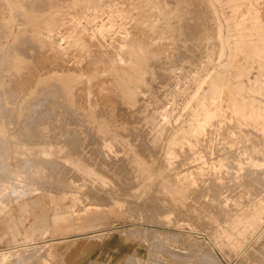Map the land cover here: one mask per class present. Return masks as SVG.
<instances>
[{"label":"rangeland","instance_id":"rangeland-1","mask_svg":"<svg viewBox=\"0 0 264 264\" xmlns=\"http://www.w3.org/2000/svg\"><path fill=\"white\" fill-rule=\"evenodd\" d=\"M30 1L26 4L24 0L0 1V11H3L0 12V26H3V29L0 27V72L11 70L6 71L5 76V72L0 75V92L3 94L7 89L9 96L5 92L2 96L5 100L1 97L4 100L2 105L7 106L3 111L10 110L8 116V112L5 114L2 111L0 103V123L3 124H0V128L4 129L7 137L11 131L9 135L14 136L13 140L10 137L6 139L10 144L0 143L4 145L3 150L0 146V157H3L0 158V166L4 163V167H0V198L4 197V200L0 199V233L9 235H6L9 239L0 242L12 246L38 244L47 250L45 263L58 258L51 254L56 250L61 264L73 259L77 253L78 259L81 258L78 262L82 264H233L234 256L243 248L258 247L262 230L258 232L256 228L248 226L246 217L264 208V153L261 154L260 165H251L248 148L260 144L264 147V143L260 142L264 134H261L262 139L257 135L264 133V56L258 57L250 52L247 41L253 48L264 52V0H54L55 3L49 0L51 4L47 0H40L43 4L38 0ZM35 1L39 8L31 5ZM187 1L191 4L187 5ZM39 4L44 5L43 8L47 6L43 9ZM30 6L32 8L26 9ZM210 6L214 11L209 13ZM189 7L201 10L195 13L199 20ZM188 14H193L190 15L192 19H185H190V24L182 19L189 17ZM175 20L179 24L183 20V23L178 27ZM191 26L195 30L202 27L201 32L207 31L203 32L205 36L200 30L196 31L200 35H197L198 39L194 37L195 30H192L195 33L192 36ZM177 28L179 30L175 32ZM187 29L190 31L188 34ZM23 33L28 35L23 36ZM26 36H33L29 38L34 41L26 42ZM189 36L192 37L188 39ZM18 40H21L20 44H17ZM192 41L194 43H190V46L193 47L190 48L188 44ZM180 42L182 48L186 46L190 49H178ZM176 49L180 53L188 51L183 55ZM172 52L175 56L179 54V57L175 58ZM8 55L13 58L11 63L10 59L7 60ZM152 59L161 62L157 66H162V69L159 68L162 73L165 71L166 81L162 80L160 69H155L158 68L155 67L157 61ZM177 59L182 60L181 64ZM166 60L167 63L174 61L177 65L172 63L169 66L168 63L165 66ZM152 61L155 63L151 64ZM237 67L241 68L237 71ZM145 69L147 71H143ZM154 70L159 71L161 78ZM149 73L151 76L148 78ZM225 87L229 90L224 92ZM50 88L55 91L52 93ZM209 93L213 96H209ZM43 97L47 98L49 104ZM37 99L42 103L38 105ZM17 102L19 106L24 104L20 106L22 109ZM11 109L18 111L10 113ZM38 110L44 114L41 115ZM13 114L18 115L17 121H14ZM136 114L141 116L137 117ZM27 115L28 120L25 119ZM32 116L36 119L32 118L33 122L30 121ZM19 120H26L27 124L30 121L32 125L38 120L39 123L35 125L46 130L44 135L47 136L44 138L47 141L30 142L36 140L35 135L28 139L23 137L26 139L24 141L15 135L19 134L20 129L17 130L13 122L20 128ZM145 127L149 129V134L148 130L145 132ZM67 128L68 134L75 135L78 140L75 142L78 145L72 150L63 141ZM246 128L254 131V139L260 140V144L253 139L254 144V133ZM140 129L144 130H141L145 132L144 135L138 131ZM1 130L0 134L4 135ZM49 130L57 132L52 131V135ZM135 131L141 134H134ZM206 137L208 142L211 141L208 144ZM142 138L145 141L153 139L145 144L146 148L151 145L146 149L148 153L151 151V156L146 154L145 147H141L145 146ZM194 139H197L196 143L192 141ZM134 141L139 142L136 144L140 146L137 148L142 154L135 150L137 145L134 146ZM200 142L207 144L208 149ZM181 144L183 148L188 146L183 149ZM199 147L205 148L202 151ZM152 148L157 150V154L156 151L152 153ZM23 149L26 150L25 154L19 153ZM37 149H45L40 154L44 155L46 168L38 177L44 187L29 180L27 158H21V154L33 156ZM205 149L207 152L212 150L206 153ZM10 151L17 156H10L13 163L8 159L9 155H14ZM154 154L156 158L159 156L157 165L154 162L156 158L152 157ZM145 155H149V160ZM114 158L117 160L112 164ZM17 160L24 161L25 165ZM21 163L22 166L19 165ZM26 165L28 168L25 169ZM144 169L148 171L144 172ZM1 187H5L2 188L5 191ZM50 192L55 199H62L55 202ZM82 195L83 199L80 197ZM36 196L38 200L34 202ZM75 198L79 203L74 201ZM56 208L62 209L61 218L55 217ZM35 214L45 217V230L48 233H34L33 237L27 239L23 232L18 234V240L15 239L8 231L9 221L13 219L23 229L29 227ZM261 219H264V215Z\"/></svg>","mask_w":264,"mask_h":264},{"label":"bare ground","instance_id":"bare-ground-1","mask_svg":"<svg viewBox=\"0 0 264 264\" xmlns=\"http://www.w3.org/2000/svg\"><path fill=\"white\" fill-rule=\"evenodd\" d=\"M0 1H1V0H0ZM10 1H11V0H9V2H10ZM28 1H30V0H26V1L24 0L25 4H26V2L28 3ZM31 1L33 2L34 0H31ZM31 1H30V2H31ZM39 1H40V0H38V2H39ZM47 1L49 2V0H47ZM55 1H57V0H55ZM172 1H175V0H172ZM176 1H178V0H176ZM208 1L210 2L211 0H208ZM38 2L35 1L34 4H31V3H30V4H31L32 6L34 5V6L37 7L38 5H35V3L38 4ZM43 2H44V1H43ZM53 2H54V0H53ZM206 2H207V1H206ZM206 2H205V7H206V4H207ZM0 3H1V2H0ZM2 3H3V1H2ZM11 3H13V2H11ZM39 3H42V2L40 1ZM49 3H50V2H49ZM51 3H52V2H51ZM51 3H50V4H51ZM54 3H55V2H54ZM65 3H66V1H65ZM176 3H177V2H176ZM178 3H179V2H178ZM183 3H184V2H183ZM183 3H182V4H183ZM211 3H212V2H211ZM225 3H227V2H225ZM3 4H6V3L4 2ZM42 4H43V3H42ZM42 4H41V5L39 4V5L42 7V6H44V5H42ZM45 4H47V3L45 2ZM188 4H191V3L187 1V5H188ZM218 4H219V3H218ZM1 5H2V4H1ZM6 5H7V4H6ZM6 5H5V6H6ZM47 5H48V4H47ZM47 5H46V6H47ZM184 5H185V4H184ZM187 5H186V6H187ZM209 5H210V4H209ZM212 5H213V4H212ZM15 6H16V5H15ZM46 6H45V7H46ZM178 6H179V4H178ZM178 6H177V7H178ZM181 6H182V5H181ZM189 6H190V5H189ZM1 7H2V6H1ZM3 7H4V5H3ZM45 7H44V8H45ZM179 7H180V6H179ZM183 7H184V6H183ZM192 7H193V6H192ZM192 7H191V8L189 7V8L191 9L190 11H192V10L194 9V8L192 9ZM9 8H10V7H9ZM29 8H32V7L30 6V7L26 8V9H29ZM38 8H39V6H38ZM42 8H43V7H42ZM44 8H43V9H44ZM48 8H49V7H48ZM180 8H181V7H180ZM195 8H196V7H195ZM203 8H204V7H203ZM210 8H211V6H210ZM210 8H209V9H210ZM4 9H5V8H4ZM6 9H7V8H6ZM6 9H5V10H6ZM10 9H11V8H10ZM36 9H37V8H36ZM40 9H41V8H40ZM186 9H187V8H186ZM186 9L184 8V10H186ZM207 9H208V8H207ZM211 9H212V8H211ZM211 9L209 10V13H210V11H214L213 9H212V10H211ZM243 9H244V8H243ZM1 10H3V9H1ZM8 10H9V9H8ZM179 10H181V9H179ZM188 10H189V9H188ZM104 11H105V10H104ZM110 11H111V10H110ZM177 11H178V10H177ZM177 11H175V13H176ZM181 11H183V8H182ZM186 11H187V10H186ZM190 11H189V12H190ZM199 11H201V10H199ZM199 11L193 10V13H194L195 17H196V14H195V13H197V12H199ZM0 12H3V11H0ZM5 12H6V11H4V13H5ZM19 12H21V10H20ZM173 12H174V11H173ZM183 12H184V11H183ZM187 12H188V11H187ZM187 12H186V14H187ZM175 13H174L173 15H175ZM181 13H182V12H181ZM181 13H180V14H181ZM190 13H191V12H190ZM206 13H207V11H206ZM213 13H214V12H213ZM9 14H10V13H9ZM38 14H39V13H38ZM184 14H185V13H184ZM184 14H183L182 16H184ZM186 14H185V15H186ZM201 14H202V12H201ZM214 14H215V13H214ZM214 14H213V15H214ZM6 15H7V13H6ZM36 15H37V14H36ZM169 15H170V14H169ZM169 15H168V16H169ZM188 15H189V17H188V16H186V17H182V19L184 18V20H185L186 18H190V15H191V14H188ZM192 15H193V14H192ZM192 15H191V16H192ZM199 15H200V13H199ZM199 15L197 14V16H199ZM202 15H203V14H202ZM205 15L207 16V14H205ZM213 15H212V16H213ZM7 16H8V15H7ZM171 16H172V15H171ZM176 16H177V13H176ZM222 16H223V15H222ZM19 17H20V16H19ZM195 17H194V18H195ZM200 17H201V16H200ZM214 17L216 18L217 16H214ZM238 17H240V16H238ZM169 18H172V19H173V17H169ZM176 18H178V17H176ZM192 18H193V17H192ZM192 18H190V19H192ZM196 18H197V17H196ZM210 18H211V16H210ZM215 18H213V19H214V20H213V21H214L213 23H215V21H216ZM248 18H249V17H248ZM2 19H3V18H2ZM190 19H189V21H190ZM197 19H198V18H197ZM199 19H200V18H199ZM199 19H198V20H199ZM202 19H203V16H202ZM202 19H201V20H202ZM208 19H209V15H208ZM23 20H25V19H23ZM177 20H178V19H177ZM187 20H188V19H187ZM195 20H196V19H194L193 21H195ZM201 20H200V21H201ZM204 20H205V19H204ZM204 20H203V24H204V22H205ZM209 20H210V19H209ZM209 20H207V21H209ZM0 21H1V20H0ZM2 21H3V20H2ZM18 21H19V20H18ZM173 21H174V20H173ZM175 21H176V20H175ZM182 21H183V20H182ZM182 21H181V22H182ZM185 21H186V20H185ZM185 21H184V22H185ZM189 21H186V22H189ZM196 21H197V20H196ZM210 21H212V18H211ZM21 22H22V19H21ZM84 22H85V21H84ZM181 22H180V24L183 23V22H182V23H181ZM191 22H192V20H191ZM197 22H198V21H197ZM6 23H7V22H6ZM18 23H19V22H18ZM171 23H172V21H171ZM174 23H175V22H174ZM177 23H178V21H176V24H177ZM195 23H196V22H195ZM195 23H193V24H195ZM199 23H200V22H199ZM199 23H198V25L200 26V24H202V23H200V24H199ZM217 23H218V22H217ZM100 24H101V23H100ZM180 24H179V23L177 24L178 27L180 26ZM188 24H190V22H189ZM188 24H186V25H188ZM196 24H197V23H196ZM203 24H202V25H203ZM210 24H212V23H210ZM10 25H11V24H10ZM94 25H95V24H94ZM109 25H110V24H109ZM165 25H166V24H165ZM191 25H192V24H191ZM198 25H196V26H198ZM202 25H201V26H202ZM208 25H209V24H208ZM5 26H6V25H5ZM106 26H107V25H106ZM166 26H167V25H166ZM188 26H189V25H188ZM192 26H193V25H192ZM192 26H191V27H192ZM196 26H194V27H196ZM215 26H216V24H215ZM0 27H1V26H0ZM11 27H12V26H11ZM176 27H177V26H176ZM181 27H182V26H181ZM184 27H186V26L184 25ZM184 27H183V29H185ZM207 27H208V26H207ZM1 28L3 29V26H2ZM16 28H17V27H16ZM197 28H199V27H197ZM197 28H196V29H197ZM201 28H202V27H201ZM201 28H200V29H201ZM204 28H205V25H204ZM204 28H203V30H205ZM6 29H7V27H6ZM189 29H191V28H189ZM200 29H198V30H200ZM212 29H213V28H212ZM212 29H211V30H212ZM216 29H218V25H217V28H216ZM4 30H5V29H4ZM4 30H1V31H4ZM177 30H179V28H177L175 32H177ZM181 30H182V29H181ZM187 30H188V29H187ZM192 30H195V28L193 29V27H192L191 31H192ZM198 30H195L194 32L196 33V31H198ZM30 31H31V30H30ZM184 31H185V30H184ZM188 31H189V30H188ZM188 31H187V34L190 33V31H189V32H188ZM201 31H202V30H200V32H201ZM216 31H217V30H216ZM5 32H6V31H5ZM7 32H9L8 29H7ZM17 32H18V31H17ZM182 32H183V31H182ZM203 32H204V31H203ZM203 32H201L202 35H203ZM206 32H207V31H206ZM206 32H204V33H206ZM0 33H1V32H0ZM2 33H3V32H2ZM95 33H96V32H95ZM185 33H186V32H185ZM195 33H194V34H195ZM19 34H21V33H19ZM26 34H27V33H26ZM26 34L23 33L22 35L24 36V35H26ZM29 34H30V33H29ZM175 34H176V33H175ZM179 34H180V31H179ZM187 34H184V33H183V35H186V36H187ZM191 34H192V36L194 35V34H193V31H192ZM198 34H199V33H198ZM198 34L196 33V35H194V37L197 38V35H198ZM2 35H3V34H2ZM22 35H21V36H22ZM27 35H28V34H27ZM30 35H31V34H30ZM32 35H33V34H32ZM176 35H177V34H176ZM189 35H190V34H189ZM85 36L87 37L86 34H85ZM178 36H180V35H178ZM192 36H189V37H187V38L190 39ZM198 36H200V35H198ZM203 36H205V35H203ZM219 36H220V35H219ZM243 36H244V35H243ZM29 37L32 38L33 36H29ZM29 37L26 36V39H25L24 37H23V38L25 39L26 42H27V40H28V41L31 40V42H33L34 40L32 41V39L29 38ZM182 37H183V36H182ZM13 38H14V37H13ZM27 38H29V39H27ZM37 38H38V37H37ZM180 38H181V36H180ZM185 38H186V37H185ZM196 38H195V39H196ZM198 38H199V37H198ZM198 38H197V39H198ZM201 38H202V37H201ZM203 38H204V37H203ZM219 38H220V37H219ZM33 39H34V38H33ZM35 39H36V38H35ZM178 39H179V38H178ZM178 39H177V40H178ZM103 40H104V39H103ZM186 40H187V39H186ZM193 40H194V39H193ZM203 40H204V39H203ZM203 40H202V41H203ZM233 40H234V39H233ZM249 40H250V39H249ZM20 41H21V40H20ZM20 41L18 40V43H17V42H16V43H17V44H20ZM23 41H24V40H23ZM182 41H183L182 43H184V37H183V40H182ZM198 41L200 42V40H198ZM202 41H201V42H202ZM13 42H14V41H13ZM26 42H25V43H26ZM186 42H188V40L185 41V43H186ZM194 42H195V40H194ZM194 42H193V41H192V42H189L188 46H189L190 48L193 47V46H190V45H191L190 43H194ZM199 42H198V43H199ZM204 42H205V40H204ZM182 43L180 42V45L178 44V45H179L178 49H180V47L182 48V45H181ZM205 43H206V42H205ZM247 43H248L249 49L251 50L250 52H252L253 54H255V55L258 56V57H262V56H264V55H263V54H264L263 50L253 48L252 45H251V43H250L249 41H247ZM9 44H10V43H9ZM12 44H13V43H12ZM14 44H15V43H14ZM17 44H15V45H17ZM34 44L38 45L39 43H38V42H34ZM176 44H177V42H176ZM206 44H207V43H206ZM234 44H235V43H234ZM195 45H196V43H195ZM253 45H254V44H253ZM17 46H18V45H17ZM17 46H16V47H17ZM184 46H185V45H184ZM186 46H187V43H186ZM186 46H185V47H186ZM197 46H198V44H197ZM201 46H202V45H201ZM10 47H11V46H9V48H10ZM12 47H13V45H12ZM16 47L14 46V48H16ZM20 47H21V45H20ZM20 47H18L17 50H19ZM47 47H48V46H47ZM185 47H184V48H185ZM176 48H177V47H176ZM184 48H182V49L184 50ZM186 48H187V47H186ZM190 48H189V49H190ZM194 48H196V47L194 46ZM11 49H12V48H11ZM187 49H188V48H187ZM189 49H188V50H189ZM17 50L15 51V49H13V51H15V53L17 52ZM48 50H49V49H48ZM188 50H185V51H188ZM192 50H193V49H192ZM194 50H195V49H194ZM219 50H220V49H219ZM5 51H6V50H5ZM176 51H177V49H176ZM178 51H179V50H178ZM178 51H177V52H178ZM181 51H182V50H181ZM185 51H184V53H180V51H179V53L184 55V54H185ZM190 51H191V50H190ZM190 51L187 52V53H190ZM197 51H198V49H197ZM238 51H240V50H238ZM238 51H237V52H238ZM9 52H11V51L9 50ZM19 52H20V50L18 51V54H19ZM128 52H129V51H128ZM182 52H183V51H182ZM172 53H173V52H172ZM175 53H176V52H175ZM194 53H195V52H194ZM3 54L5 55V53H3ZM10 54H11V53H10ZM10 54H9V55H10ZM12 54H13V53H12ZM12 54H11V55H12ZM9 55H8V56H9ZM171 55H173V56L176 58L179 54H178V55L176 54V56H175L174 53H173V54H171ZM171 55H169V56H171ZM185 55H186V54H185ZM235 55H236V54H235ZM189 56H190V54H189ZM238 56H239L240 59H241V54L239 55V53H238ZM6 57H7V56H6ZM11 57H12V56H11ZM11 57L9 56V58L7 59V60L10 59V61H9L10 63H11V60L13 59V58L11 59ZM174 57H173V59H175ZM178 57H179V56H178ZM184 57H185V56H184ZM184 57H183V60H184ZM186 57H187V56H186ZM191 57H193V56H191ZM3 58H5V57H3ZM168 58H171V57H167V59H168ZM194 58H195V57H194ZM227 58H228V57H227ZM231 58H232V57H231ZM119 59H120V58H119ZM149 59H150V57H149ZM181 59H182V58H181ZM181 59H179V60L177 59V60L180 62V61H182ZM237 59H238V57H237ZM237 59H236V61H237ZM240 59H239V61H241ZM3 60H4V59H3ZM7 60H6V61H7ZM152 60L155 61L156 59H152ZM164 60H165V59H164ZM230 60H231V59H230ZM234 60H235V59H234ZM253 60H254V59H253ZM6 61H5V62H6ZM156 61H157V60H156ZM156 61H155V62H156ZM167 61H168V60H166L165 63H167ZM170 61H171V60H170ZM178 61H177V62H178ZM256 61H257V60H256ZM7 62H8V61H7ZM7 62H6V63H7ZM155 62L152 61L151 64H152V63H155ZM162 62L164 63L163 60H162ZM173 62H174V61H172V62H168V63H169V66L172 65ZM179 62H178V63H179ZM191 62H192V61H191ZM10 63H9V65H11ZM156 63H158V61H157ZM159 63H161V62H159ZM159 63L156 64V65H155V64H153V65H155V67H158L157 65H159ZM168 63H167V65H165V66H168ZM170 63H171V64H170ZM248 63H250V62H248ZM254 63H255V62H254ZM261 63H262V62H261ZM151 64H150V65H151ZM173 64H175V63H173ZM179 64H181V62H180ZM7 65H8V63H7ZM162 65H163V64H162ZM175 65H177V63H176ZM262 65L264 66V64H262ZM5 66H6V65H5ZM151 66H152V65H151ZM258 66H259V65H258ZM141 67H142V66H141ZM159 67L162 69V66H161V65H160ZM159 67H158V68H155V69H160ZM163 67H164V65H163ZM4 68H8V67H4ZM10 68H11V67H10ZM12 68H13V67H12ZM153 68H154V67H153ZM166 68H167V67H166ZM240 68H241V67H240ZM240 68H239V69H240ZM259 68H260V67H259ZM161 69L159 70V71H161L160 73H162V70H161ZM239 69H238V67H237V71H238ZM247 69H248V68H247ZM261 69H262V68H261ZM261 69H259V70H261ZM8 70H9V69H8ZM8 70H6V71L8 72ZM12 70H13V69H12ZM14 70H15V69H14ZM14 70H13V71H14ZM212 70H213V69H212ZM6 71L3 70V72H2V73L5 72V73H4V76L6 75ZM9 71H11V70H9ZM140 71H141V70H140ZM143 71H147V69H145V70H143ZM154 71H155V70H154ZM159 71H155V72H156V75L158 74V76H159V74H160V73H158ZM250 71H252V70H250ZM14 72H15V71H14ZM164 72H165V71L163 70V73H164ZM197 72H198V71H197ZM257 72H258V71H257ZM2 73L0 72V75H1ZM9 73H11V72H9ZM138 73H139V69H138ZM163 73H162V74H163ZM208 73H209V72H208ZM208 73H206V74H208ZM235 73H236V72H235ZM242 73H244V72H242ZM255 73H256V72H255ZM260 73H261V71H260ZM260 73H259V74H260ZM150 74H151V73L148 74L149 76L147 75L148 78L151 76ZM154 74H155V73H154ZM164 74L166 75V73H164ZM164 74H163L162 80H165V78L167 79V77H166ZM262 74H264V73L262 72ZM7 75H8V74H7ZM235 75H236V74H235ZM1 76H2V75H1ZM4 76H3V77H4ZM158 76H157V77H158ZM160 76H161V74H160ZM160 76H159L158 78H161ZM167 76H168V74H167ZM207 76H208V75H207ZM261 76H262V75H261ZM164 77H165V78H164ZM250 77H251V76H250ZM253 77H254V76H253ZM230 78H231V77H230ZM1 79H2V78H1ZM247 79H248V78H247ZM149 80H150V79H149ZM157 80H159V79H157ZM160 80H161V79H160ZM204 80H205V79H204ZM0 81H2V80H0ZM135 81H136V80H135ZM165 81H166V80H165ZM165 81H164V82H165ZM238 81H240V80H238ZM10 82H11V81H10ZM125 82H126V81H125ZM157 82H158V81H157ZM253 82H254V81H253ZM1 83H2V82H1ZM1 83H0V84H1ZM160 83H162V81H161ZM166 83H167V82H166ZM3 84H4V83H3ZM18 84H19V83H18ZM20 84H21V83H20ZM61 84H63V83H61ZM156 84H157V83H156ZM224 84H225V83H224ZM224 84H223V85H224ZM231 84H233V83H231ZM125 85H126V84H125ZM158 85H159V82H158ZM226 85H227V84H226ZM20 86H21V85H20ZM126 86H127V85H126ZM227 86H228V85H227ZM57 87H58V86H57ZM57 87H56V88H57ZM128 87H129V86H128ZM214 87H215V86H214ZM5 88H6V87H5ZM62 88H63V87H62ZM1 89H3V88L1 87ZM41 89H42V88H41ZM126 89H127V88H126ZM223 89H224V92H225V90H227L228 88L226 89V87H225V88H223ZM223 89H222V90H223ZM50 90H51V88H50ZM69 90H70V89H69ZM228 90H229V89H228ZM0 91H1V90H0ZM2 91H3V90H2ZM54 91H55V89H54ZM54 91L51 90L52 93H53ZM220 91H221V90H220ZM262 91H263V90H262ZM5 92H6V95H7V89H6V91L4 90V93H3V94L0 92V95L2 94V95L0 96V103H1V105H2V103H3L2 100L4 99V98H3V97H4L3 95L5 94ZM45 92H46V89H45ZM47 92H49V91H47ZM210 92H211V91H210ZM212 92H213V91H212ZM226 92H227V91H226ZM230 92H231V91H229V93H230ZM235 92H237V91H235ZM8 93H9V92H8ZM15 94H16V93H15ZM44 94H45V93H44ZM48 94H50V93H48ZM128 94H129V93H128ZM131 94H132V91H131ZM209 94H210V93H209ZM230 94H231V93H230ZM239 94H240V93H239ZM239 94H238V95H239ZM258 94H259V93H258ZM12 95H13V94H12ZM132 95H133V94H132ZM200 95H201V94H200ZM202 95H203V94H202ZM227 95H228V94H227ZM247 95H248V94H247ZM2 96H3V97H2ZM42 96H43V95H42ZM128 96H129V95H128ZM209 96H213V95L210 94ZM240 96H241V95H240ZM1 97H2L3 99H1ZM5 97H6V96H5ZM7 97L9 98L8 95H7ZM18 97H19V96H18ZM45 97H46V96H45ZM45 97H43V98H45ZM49 97H50V96H49ZM130 97H131V96H130ZM170 97H171V96H170ZM13 98L15 99V97H13ZM13 98H11L10 100H14ZM43 98H42V99H43ZM50 98H51V97H50ZM226 98H227V97H226ZM226 98H225V99H226ZM239 98H240V97H239ZM241 98H242V97H241ZM16 99H17V101H19V100H18L19 98H16ZM39 99H40V98H39ZM45 99L47 100V98H45ZM190 99H191V98H190ZM4 100H5V99H4ZM4 100H3V101H4ZM43 100H44V99H43ZM46 100H45V102L47 103L48 100H47V101H46ZM220 100H223V99L220 98ZM243 100H244V99H243ZM36 101L38 102L39 100L37 99ZM50 101H51V99H50ZM53 101H54V99H52V102H53ZM238 101H239V100H238ZM247 101H248V100H247ZM251 101H252V100H251ZM257 101H258V100H257ZM262 101H263V99H262ZM6 102H7V101H6ZM6 102H5V103H6ZM9 102H10V101H9ZM11 102H12V101H11ZM43 102H44V101H43ZM45 102H44V103H45ZM52 102H51V103H52ZM54 102H55V101H54ZM54 102H53L52 104H54ZM196 102H197V101H196ZM224 102H225V101H224ZM226 102H227V101H226ZM22 103H23V102H22ZM41 103H42V100H41ZM41 103H40V101H39L38 105L41 104ZM44 103H43V104H44ZM250 103H251V102H250ZM32 104H34V106H35V103H34V102H33ZM32 104H31V105H32ZM48 104H49V101H48ZM48 104H47V105H48ZM195 104H196V103H195ZM1 105H0V107H1ZM6 105H7V103H6ZM21 105L23 106L24 104H20V106H21ZM25 105H27V104H25ZM36 105H37V104H36ZM47 105L45 104L44 106H47ZM54 105H55V104H54ZM54 105H53V106H54ZM186 105H187V104H186ZM225 105H227V103H226ZM246 105H247V102H246ZM249 105H251V104H249ZM249 105H248V106H249ZM257 105H258V104H257ZM8 106H9V105H8ZM17 106H19V105H18V102H17ZM20 106H19V107H20ZM34 106H32V108H35ZM42 106H43V105H42ZM48 106H49V105H48ZM5 107L7 108V106H5ZM5 107H4V105H2V107H1L2 111H3V108L5 109ZM10 107H11V106H10ZM10 107H9L8 109H10ZM15 107H16V106H15ZM24 107H25V106H24ZM40 107H41V106H40ZM180 107H181V106H180ZM184 107H185V106H184ZM260 107H261V106H260ZM12 108H14V107H12ZM16 108H18V107H16ZM20 108L22 109V107H20ZM36 108H39V106L36 107ZM36 108H35V109H36ZM41 108H42V107H41ZM43 108H44V107H43ZM43 108H42V109H43ZM51 108H53V107H50V109H51ZM257 108H258V107H257ZM261 108H263V107H261ZM261 108H260V109H261ZM18 109H19V108H18ZM18 109H17V111H18ZM58 109H59V108H58ZM181 109H182V108H181ZM210 109H212V108H210ZM223 109H224V108H223ZM237 109H238V108H237ZM14 110H15V109H14ZM24 110H25V109L23 108V111H24ZM191 110H192V109H191ZM208 110H209V108H208ZM225 110H226V109H225ZM246 110H247V109H246ZM4 111H5V110H4ZM4 111H3V112H4ZM8 111H10V110H8ZM8 111H5L4 113L6 114V112H8ZM12 111H13V109H11V112H10V113H14V114H15V113L17 112V111H16V112H15V111L12 112ZM25 111H26V110H25ZM32 111H33V110H32ZM43 111L45 112L46 109L43 110ZM47 111H48V110H47ZM56 111H57V110H56ZM183 111H184V110H183ZM210 111H211V110H210ZM248 111H249V110H248ZM259 111H260V110H259ZM0 112H1V111H0ZM36 112H37V111H36ZM38 112L40 113V110H38ZM66 112H67V111H66ZM154 112H155V111H154ZM227 112H228V111H227ZM23 113H24V112H23ZM23 113H22V114H23ZM27 113H28V111H27ZM27 113H26V114H27ZM33 113H35V112L33 111ZM33 113L31 112V115H32ZM41 113H42V114H41ZM41 113H40L41 115L44 114L42 111H41ZM48 113H49V112H48ZM51 113H52V112H51ZM248 113H249V112H248ZM5 114H4V115H5ZM8 114H9V112H8ZM14 114H13V115H14ZM28 114H29V113H28ZM35 114H36V113H35ZM35 114H34V115H35ZM40 114H39V115H40ZM46 114H47V113H46ZM176 114H177V113H176ZM227 114H228V113H227ZM249 114H250V113H249ZM48 115H49V114H48ZM48 115H46V116H48ZM137 115H140V114H136V116H137ZM251 115H252V114H251ZM2 116H3V114H2ZM8 116H10V114H9ZM51 116H52V115H51ZM136 116H135V117H136ZM140 116H141V115H140ZM140 116H139V117H140ZM223 116H224V115H223ZM226 116H227V115H226ZM228 116H229V114H228ZM233 116H234V115H233ZM14 117H15L14 121H15V120L17 121V119H18V115H16V116L14 115L13 118H14ZM49 117H50V115H49ZM69 117H70V116H69ZM137 117H138V116H137ZM142 117H143V116H142ZM9 118H10V117H9ZM13 118H11V119H13ZM16 118H17V119H16ZM22 118H23V117H22ZM22 118H21V119H22ZM29 118H30V117H29ZM32 118H33V116L30 118V121L33 122V120H36V119H34V118H33V120H32ZM35 118H38V116H36ZM40 118H41V117H40ZM42 118H44V117L42 116ZM45 118H46V117H45ZM225 118H227V117H225ZM228 118H230V116H229ZM7 119H8V118H7ZM25 119L28 120V115H27V118L25 117ZM132 119H134V118H131V120H132ZM138 119H139V118H138ZM5 120H6V119H5ZM9 120H10V119H9ZM9 120H8V121H9ZM38 120L40 121L39 118H38ZM38 120H37V122H34V123H35V124H36V123L38 124V123H39ZM136 120H137V119H136ZM141 120H142V118L139 119V121H141ZM220 120H221V119H220ZM246 120H247V119H246ZM249 120H250V119H249ZM249 120H248V121H249ZM10 121L12 122V120H10ZM22 121H23V120H19L20 123H19L18 125L20 126V128H18L16 122H15V123L13 122V124H15V127H17V130L20 129V130L18 131L19 134H15V135H18V136L21 137L22 139H25V138L28 139V137H30V136H34V135H35L36 140H35V141H30V142H37V141H40V140H41L40 142L43 143V142H46V141H47L46 137L44 138V136H47V135H44V133H45L46 130H45V131H44V130H41V127H37V125H35V124H34V125H32V123L29 124L30 121H29V122L27 121L28 124L26 123V120H25V122H22ZM41 121H42V119H41ZM45 121H46V120H45ZM133 121H134V120H133ZM221 121H222V120H221ZM242 121H243V120H242ZM135 122H136V121H135ZM175 122H176V121H175ZM226 122H228V121H226ZM245 122H246V121H244V123H245ZM6 123H7V122H6ZM56 123H57V122H56ZM132 123H133V122H132ZM229 123H230V122H229ZM247 123H248V122H247ZM247 123H246V124H247ZM0 124H1V123H0ZM130 124H131V123H130ZM135 124H136V123H135ZM173 124H174V123H173ZM230 124H231V123H230ZM251 124H254V123L252 122ZM251 124H248V125H251ZM1 125H3V124H1ZM1 125H0V127H1ZM6 125H7V124H6ZM40 125H41V124H40ZM136 125H137V124H136ZM144 125H145V124H144ZM224 125H226V124H224ZM255 125H257V124H255ZM263 125H264V123H263ZM133 126H134V124H133ZM141 126H142V124H141ZM150 126H151V125H150ZM205 126H206V125H205ZM231 126L233 127L234 124L231 125ZM7 127H8V125H7ZM35 127H36V128H35ZM97 127H98V126H97ZM134 127H135V126H134ZM146 127H147V126H146ZM146 127H145V128H146ZM151 127H152V126H151ZM166 127L168 128V126H166ZM206 127H207V126H206ZM250 127H251V126H250ZM259 127H260V124H259ZM3 128H4V127H3ZM10 128H12L11 130L14 129V127H10ZM37 128L40 129L42 132H41L40 130H39V131H40V132H39ZM135 128H137V127H135ZM192 128H193V127H192ZM207 128H208V127H207ZM229 128H230V127H229ZM247 128H248V126H247ZM247 128H246V129H247ZM253 128H254V127L252 126V129H253ZM6 129H7V128H6ZM6 129H5V130H6ZM8 129H9V127H8ZM50 129H52V128H50ZM69 129H70V128H69ZM76 129H78V128H76ZM99 129H100V128H99ZM142 129H143V128H142ZM142 129H140V130H138V131H140V132L142 133V131H144V130H142ZM171 129H172V128H171ZM171 129H170V130H171ZM203 129H204V128H203ZM243 129H244V127H243ZM249 129L251 130V128H249ZM249 129H247V130L250 131ZM260 129H262V128L260 127ZM0 130H1V128H0ZM3 130H4V129H3ZM3 130H1V132H2ZM15 130H16V129H15ZM15 130H14V131H15ZM70 130H71V129H70ZM70 130H69V131H70ZM134 130H137V129H134ZM141 130H142V131H141ZM147 130L149 131V129L146 128L145 132H146ZM168 130H169V128H168ZM208 130H209V129H208ZM241 130H242V129H241ZM241 130H240V131H241ZM253 130H254V129H253ZM256 130H257V129H256ZM256 130H255V131H256ZM49 131H51V130H49ZM52 131H54V130H52ZM52 131H51L50 133H51L52 135H54V133H52ZM64 131H65V130H64ZM71 131H72V130H71ZM165 131H166V130H165ZM206 131H207V129H206ZM245 131H246V130H245ZM251 131H252V130H251ZM262 131H264V129H263ZM9 132H10V131H8V133H9ZM11 132H12V131H11ZM11 132H10V133H11ZM18 132H17V133H18ZM54 132H57V131H54ZM65 132L68 134V128H67V131H65ZM65 132H64V133H65ZM135 132H136V131H135ZM145 132H144V133H145ZM184 132H185V131H184ZM200 132H202L203 135H204V132H203V131H200ZM227 132H228V131H227ZM236 132H237V131H236ZM236 132H235V133H236ZM3 133H4V135L0 134V135H1V136H0V143L6 142V139H8L9 137H10V139L13 140L14 136H13V138H12V137H11L12 134H11V136H10V135H9L10 133H9V134H8L9 137H7V136H6V133H5L4 131H3ZM14 133H15V132H14ZM42 133H43V134H42ZM66 133H65V134H66ZM69 133H72V134H73V132H69ZM138 133H139V132H138ZM138 133L136 132V133H134V134H138ZM141 133H139V134H141ZM144 133H142V134L144 135ZM147 133L149 134L150 131L147 132ZM167 133H168V131H167ZM220 133H221V132H220ZM224 133H226V131H224ZM240 133H241V132H240ZM240 133H239V134H240ZM245 133H246V132H245ZM247 133L249 134V132H247ZM252 133H254V131H252ZM256 133H257V132H256ZM259 133H260V134H257L258 136H259V135L261 136V134H264V133H262V132H259ZM39 134H40V136H39ZM67 134L64 136V140H63V141H64V142L69 146V148L72 150L74 146H77V145H78V144L76 145V143H77L78 140H77V137L75 138V135L72 136V135H69V134L67 135ZM75 134H76V133H75ZM115 134H116V133H115ZM130 134H131V133H130ZM139 134H138V135H139ZM222 134H223V133H222ZM228 134H229V133H228ZM241 134H243V133H241ZM131 135H133V134H131ZM145 135H146V134H145ZM168 135H169V133H168ZM177 135H179V134H177ZM198 135H200V134H198ZM203 135H202V137H203ZM205 135H206V134H205ZM231 135H232V134H231ZM243 135H244V134H243ZM251 135H252V134H251ZM251 135H250V136H251ZM2 136H6L7 138H4V137L2 138ZM37 136H38V137H37ZM114 136H115V135H113V137H114ZM134 136H135V135H134ZM134 136H133V137H134ZM136 136H137V135H136ZM136 136H135V137H136ZM147 136H148V135H146V137H147ZM182 136H183V135H182ZM193 136H194V135H193ZM207 136H208V134H207ZM209 136H211V135H209ZM224 136H225V135H224ZM228 136H230V135H228ZM241 136H242V135H241ZM241 136H240V137L238 136V137L241 138ZM263 136H264V135H263ZM23 137H25V138H23ZM61 137H62V136H61ZM137 137H139V136H137ZM137 137H136V138H137ZM143 137H144V136H143ZM148 137H149V136H148ZM177 137H178V136H177ZM204 137H205V136H204ZM204 137H203V138H204ZM231 137H232V136H231ZM252 137H253V138H252V141L254 142V140L256 139V138H255V133L253 134ZM15 138H16V136H15ZM33 138H34V137H33ZM144 138H145V137H144ZM144 138H142V142H145L144 145H145L146 142H148V141H153V139H152V140L150 139L151 137L149 138L150 140H148V141H145V139H147V138H145V139H144ZM179 138H180V137H179ZM187 138H189V137H187ZM193 138H196V137H193ZM203 138H202V140H204ZM206 138H207V137H206ZM234 138H235V137H234ZM234 138H233V139H234ZM242 138H243V137H242ZM242 138H241V139H242ZM250 138H251V137H250ZM254 138H255V139H254ZM263 138H264V137H263ZM10 139H9V140H10ZM18 139H20V138H17V140H18ZM34 139H35V138H34ZM44 139H46V141H45ZM139 139H140V137H139ZM143 139H144V141H143ZM165 139H166V138H165ZM197 139H198V138H197ZM197 139H194V140H192V141H194V142L196 143V140H197ZM207 139H208V138H207ZM207 139H206V140H207ZM230 139H231V138H230ZM233 139H231V140H233ZM248 139H249V137H248ZM253 139H254V140H253ZM260 139H262V136L260 137ZM17 140H16V141H17ZM30 140H31V139H30ZM32 140H33V139H32ZM42 140H43V141H42ZM61 140H62V139H61ZM175 140H176V139H175ZM186 140H187V139H186ZM186 140H184V141L186 142ZM216 140H217V138H216ZM231 140H230V142H231ZM237 140H239V139H237ZM250 140H251V139H250ZM263 140H264V139H262V141H263ZM7 141H8V140H7ZM14 141H15V140H14ZM21 141H22V140H21ZM21 141H20V142H21ZM24 141H26V139H25ZM136 141H138V140H136ZM139 141H141V140H139ZM176 141H178V140H176ZM199 141H200V140L198 139L197 142H199ZM208 141H209V139L207 140V144L211 142V141H210V142H208ZM242 141H243V140H242ZM255 141H258V142H259L260 140H255ZM262 141H260V142H261V143H264V142H262ZM22 142H23V141H22ZM22 142H21V143H22ZM27 142H28V140H27ZM75 142H76V143H75ZM160 142H161V141H160ZM179 142H180V141H179ZM185 142H184V143H185ZM243 142H244V141H243ZM246 142H247V141H246ZM260 142H259V144H260ZM6 143H8V142H6ZM14 143H16V142H14ZM17 143H18V142H17ZM136 143L139 144V142H136ZM136 143H135V141H134V146L137 145L135 150L138 151V148H140V146L138 147V144H136ZM148 143H149V142H148ZM148 143H147V144H148ZM161 143H162V142H161ZM200 143H201V145H202L203 142H200ZM200 143H199V144H200ZM215 143H217V142H215ZM241 143H242V142H241ZM256 143H257V142H256ZM8 144H10V143H8ZM74 144H75V145H74ZM79 144H80V143H79ZM140 144L143 145L142 143H140ZM150 144H151V143H150ZM150 144H149V145H150ZM203 144H204V146H205V145L207 146V144H205V143H203ZM211 144H212V143H211ZM230 144H231V143H230ZM237 144H238V143H237ZM250 144H251V143H250ZM254 144H255V142H254ZM257 144H258V143H257ZM155 145H156V144H155ZM159 145H161V144L159 143ZM173 145H175V143H174ZM184 145H186V144H184ZM196 145H198V144H196ZM209 145H210V144H209ZM213 145H214V144H213ZM0 146H1V144H0ZM2 146H4V145H2ZM2 146H1V149L3 150L4 148H2ZM18 146H19V145H18ZM79 146H80V145H79ZM79 146H78V147H79ZM146 146H147V145H145V146H141V147H142V148L145 147V150H146L148 147H151V145L148 146L147 148H146ZM152 146H153V144H152ZM156 146H157V147H160V146H158V145H156ZM181 146H182V144H181ZM187 146H188V145H187ZM187 146H185V147H187ZM199 146H200V145H199ZM202 146H203V145H202ZM206 146H205V147H206ZM235 146H236V147H235ZM235 146H234V147H235L236 149H238V146H237V145H235ZM8 147H9V146H8ZM78 147H76V148H78ZM137 147H138V148H137ZM157 147H156V149H158ZM177 147H178V146H177ZM185 147L183 148V146H182L183 149H185ZM205 147H204V148H205ZM210 147H211V146H210ZM210 147H209V148H210ZM217 147H218V146H217ZM241 147H242V146H241ZM248 147H249V146H248ZM10 148H11V147H10ZM16 148H17V147H16ZM74 148H75V147H74ZM80 148H81V147H79V149H80ZM160 148H161V147H160ZM188 148H190V147H188ZM188 148H187V149H188ZM197 148H198V146H197ZM199 148H200V147H199ZM201 148H202V147H201ZM201 148H200V150L203 151L204 148H202V149H201ZM206 148H207V147H206ZM214 148H216L215 145H214ZM214 148H212V149L214 150ZM221 148H223V147H221ZM1 149H0V150H1ZM19 149H20V147H19ZM153 149H154V151H153L152 153H155V151H156V154H157V150H155V148H152V150H153ZM183 149H182V150H183ZM187 149H186V151H188ZM207 149H208V148H207ZM207 149H205V152H206V153H209V152L212 150V149H211V150H208L209 152H207ZM219 149H220V148H219ZM242 149H244V148H242ZM242 149H241V150H242ZM15 150L19 151L18 149H15ZM23 150H25V149H23ZM23 150H22V151L20 150L19 153L22 152V154H23V152H24V154H25L26 150H25V151H23ZM44 150H45V149H37V150H36V153H34L33 156H30V157H29V156H28V157H25V155H22V154H21V158H22V156H24L23 158H27L25 162H26V164L29 165V170H28V171H30V177H29V180L32 181V183L34 182L35 184H38V185L43 186V187H44V184H42L41 182H39L38 177L40 176V174H41V172L44 170V168H46V164H45L46 161L43 160L44 155H41V154H40V151H44ZM75 150H76V149H75ZM77 150H78V149H77ZM99 150H100V149H99ZM130 150H131V149H130ZM139 150H140V149H139ZM141 150H142V149H141ZM158 150H159V149H158ZM215 150H216V149H215ZM215 150H214V152H216ZM238 150H239V149H238ZM46 151H47V150H46ZM143 151H144V150H143ZM146 151H147V150H146ZM146 151H145V152H146ZM177 151H178V149H177ZM226 151H227V149H226ZM236 151H237V150H236ZM239 151H240V150H239ZM246 151H247V149H246ZM129 152H130V151H129ZM150 152H151V151H149V153H148V151H147L146 154H149V155L151 156V153H150ZM162 152H163V151H162ZM240 152H242V151H240ZM2 153H3V151H2ZM27 153H28V152H27ZM138 153L142 154V151H141V152L138 151ZM188 153H189V151H188ZM191 153H192V152H191ZM201 153H202V152H201ZM206 153H205V154H206ZM234 153H236V152L234 151ZM248 153H249V154L251 155V157H252V159H250V161H249V164H251V165H255V166H256V165H260V164L262 163V162H260V161H261V159L263 158V157L261 156V154L264 153V147H263L261 144H260L259 146H256V147H255V145H252V147H249V148H248ZM8 154H9V152H8ZM10 154H14V153H11V151H10ZM129 154H131V153H129ZM159 154H160V152H159ZM192 154H193V153H192ZM237 154H238V153H237ZM17 155H18V158H20V157H19V154H17ZM101 155H102V154H101ZM149 155H147V156H149ZM198 155H199V154H198ZM203 155H204V154H203ZM238 155H239V154H238ZM10 156L13 158L14 156H16V154H14V155H9V157H10ZM26 156H27V155H26ZM97 156H98V154H97ZM143 156H144V155H143ZM145 156H146V155H145ZM147 156H146V157H147ZM156 156H157V155H156ZM11 157L8 158V159H10V161H11ZM16 157H17V156H16ZM101 157H102V156H100V158H101ZM129 157H130V155H129ZM146 157H145V158H146ZM152 157L154 158V157H155V154H154V156H152ZM152 157H151V158H152ZM171 157H172V156H171ZM195 157H196V156H195ZM198 157H199V156H198ZM0 158H3V157H0ZM14 158H15V157H14ZM21 158H20V159H21ZM102 158H103V157H102ZM102 158H101V159H102ZM141 158H142V157H141ZM148 158H149V157H147L146 159H148ZM151 158H150V159H151ZM155 158H156V157H155ZM155 158H154V159H155ZM157 158H159V156H158ZM157 158H156L155 161H154L153 159H152V160L156 163ZM8 159H7V161H6L7 163H9V162H8ZM115 159H116V158L113 159L112 164H114V163H115L114 161L117 160V159H116V160H115ZM120 159L122 160V158H120ZM132 159H133V158H132ZM173 159H174V158H173ZM173 159H171V160L173 161ZM14 160H15V159H14ZM23 160H24V159H23ZM123 160H125V159H123ZM126 160H127V158H126ZM136 160H137V159H136ZM143 160H145V159H143ZM148 160H149V159H148ZM148 160H147V161H148ZM152 160H150V161L153 162ZM167 160H169V159H167ZM243 160H244V159H243ZM1 161H2V160H1ZM17 161H18V160H17ZM20 161L23 162L24 165H25V162H24V161L19 160L18 162L20 163ZM103 161L105 162V159H104V158H103ZM111 161H112V160H111ZM128 161H129V160H128ZM128 161H127V162H128ZM163 161H164V160H163ZM169 161H170V160H169ZM172 161H171V162H172ZM3 162H4V161H3ZM11 162H12V161H11ZM11 162H10V164H11ZM13 162H14V161H13ZM13 162H12V163H13ZM15 162H16V161H15ZM53 162H54L55 164H57V162H55V161H53ZM107 162H108V164H109V161H107ZM122 162H123V161H121V163H122ZM124 162H126V161H124ZM135 162H136V161H135ZM139 162H140V160H139ZM144 162H145V161H144ZM151 162H150V163H151ZM154 162H153V163H154ZM157 162H158V161H157ZM208 162H210V160H209ZM1 163H2V162H1ZM23 163H21V164H19V165L22 166ZM110 163H111V162H110ZM132 163H133V162H132ZM145 163H146V162H145ZM210 163H211V162H210ZM3 164H4V163H3ZM3 164H1L0 167H4V166H2ZM5 164H6V163H5ZM126 164H127V163H126ZM135 164H136V163H135ZM142 164H143V163H142ZM206 164H207V163H206ZM235 164H236V163H235ZM249 164H248V166H249ZM15 165H16V164H15ZM109 165H110V164H109ZM123 165H125V164H123ZM128 165L130 166L131 164H128ZM156 165H157V163H156ZM195 165H197L196 162H195ZM21 166H19V167L22 168ZM111 166L113 167L114 165H111ZM129 166H128V167H129ZM134 166H135V165H134ZM136 166H137V164H136ZM136 166H135V167H136ZM152 166H154V169H156V168H155V165H152ZM246 166H247V165H246ZM26 167L28 168L27 165L25 166V169H26ZM112 167H111V169H112ZM117 167H118V166H117ZM128 167H127V168H128ZM131 167H132V166H131ZM197 167H198V166H197ZM235 167H236V166H235ZM23 168H24V167H23ZM141 168H142V167H141ZM146 168H147V167H146ZM192 168H195V167H192ZM114 169H115V168H114ZM129 169H130V168H129ZM134 169H135V168H134ZM189 169H190V168H189ZM140 170H142V169H140ZM144 170H145V169H144ZM147 171H148V170H147ZM147 171L145 170L144 172H147ZM152 171H153V170H152ZM141 172H142V171H141ZM144 172H143V173H144ZM161 172H162V171H161ZM22 174H23V173H22ZM24 174H25V173H24ZM26 174H27V173H26ZM18 176H19V175H18ZM18 176H16V177H18ZM20 176H21V175H20ZM19 178H20V177H19ZM22 178H23V177H22ZM22 178H21V179H22ZM26 178H27V177H26ZM25 180H26V179H25ZM25 180H24V181H25ZM176 180H177V179H176ZM178 180H179V178H178ZM16 181H19V180H16ZM24 181H23V182H24ZM27 182H29L28 179H27ZM18 183H19V182H18ZM174 183H175V181H174ZM19 184H20V183H19ZM119 184H120V183H119ZM0 185H2V183H1ZM23 185H25V184H23ZM38 185H37V186H38ZM4 186H5V185H4ZM16 186H17V185H16ZM28 186H29V185H28ZM33 186H34V185H33ZM2 188H3V187H1V190H3L5 187H4L3 189H2ZM18 188H19V187H18ZM13 189H15V188L13 187L12 190H13ZM7 190H8V189H7ZM9 190H10V188H9ZM29 190H30V189H29ZM31 190H32V189H31ZM3 191H5V190H3ZM13 191H14V190H13ZM32 191H33V190H32ZM228 191H229V190H228ZM10 192H11V191H10ZM1 193H2V191H1ZM5 193H7V192H5ZM12 193H13V192H12ZM14 193H15V192H14ZM79 193H80V192H79ZM3 194H4V193H3ZM19 194H20V193H19ZM31 194H32V192H31ZM81 194H82V193H80V195H81ZM225 194H226V193H225ZM37 195H38V194H37ZM16 196H17V195H16ZM16 196H15V197H16ZM50 196L52 197L53 200H55V202H57V201H59L60 199H62V198H60V197H58V198L55 199L51 192H50ZM76 196H77V195H76ZM8 197H9V196H8ZM37 197H38V196H36V197L33 199L34 202H36V201L38 200ZM80 197L83 199L84 196L82 195V196H80ZM1 198H2V196H1ZM1 198H0V199H1ZM3 198H4V197H3ZM3 198H2L1 200H4ZM223 198H224V197H223ZM39 199H40V198H39ZM225 200H226V199H225ZM74 201L77 202L76 198H75ZM77 203H79V202H77ZM56 210H57L56 213H54L55 217H57V218H61V216H63V213L61 212L62 209H61V208H56ZM30 213H31V212H30ZM12 214H13V213H12ZM13 215H14V214H13ZM263 215H264V208H263L262 210L258 209L256 213H249V214L247 215V217H246L247 220H248V224H247V225L250 226V227H252V228H256L258 232L261 231V230L263 231V229H264V219H263V220L261 219V217H262ZM9 217H10V216H9ZM14 219H16V218H14ZM46 223H47V220H45V217H44L43 215H41V214H35V216L33 217V220L30 222L29 227H24V228L22 229V227H20V225H18V223H17L16 221H14L13 219H11V221H9L8 231H11V232H20V233H23V232H24V233L26 234V238H27V239H30V237H31V235H32L33 233H39V234H43V235H44V234H47V233H48V230H45V229L47 228V227H46ZM25 225H26V224H25ZM32 229H34L35 231L32 232ZM43 230H45V232H44ZM255 233H256V232H255ZM254 235H255V234H254ZM262 235H263V234H262ZM255 236H256V235H255ZM263 236H264V235H263ZM263 236H262V237H263ZM262 237H260V238L262 239ZM224 238H225V237H224ZM252 238H253V237H252ZM260 238H258L259 241H260ZM263 240H264V239H263ZM64 241H65V240H64ZM249 241H250V240H249ZM252 241H253V240H252ZM59 242H60V241H59ZM254 242H255V241H254ZM261 242H262V244H264L262 240H261ZM256 244H257V241H256ZM259 245H261V244H259ZM45 246H46V245H45ZM50 246H53V245H50ZM35 247H36V246H35ZM40 247H41V246H40ZM53 247H54V246H53ZM262 247H264V245H263ZM28 248H29V247H28ZM42 248H44V247H42ZM242 251H243V250H242ZM213 261H214V260H213ZM210 262H211V261H210ZM217 263H218V262H217ZM219 263H220V262H219Z\"/></svg>","mask_w":264,"mask_h":264},{"label":"crops","instance_id":"crops-1","mask_svg":"<svg viewBox=\"0 0 264 264\" xmlns=\"http://www.w3.org/2000/svg\"><path fill=\"white\" fill-rule=\"evenodd\" d=\"M11 233L17 240L19 237L18 234H21L20 232ZM33 234L31 235V237L34 236ZM262 234L264 235V231L260 233L259 238L263 236ZM6 235L9 237V235L6 233H0V240L9 239L8 237H6ZM263 239L264 236L262 237V239L260 238L259 244L261 245L256 248H243V252L241 250V252L234 256L233 264H264V247H262L264 244H262L261 242L262 240L264 243ZM35 246H12L8 243L0 242V264H61L59 261L58 251L55 250L52 251L53 253H51L53 255H57V259H53L50 263H45V256L48 255L47 250L42 248V246H38V244H36ZM101 248L99 250H101ZM78 256L79 253L74 255L73 259H70L64 264H82V262H78L81 259H78ZM99 256L101 257L100 254Z\"/></svg>","mask_w":264,"mask_h":264}]
</instances>
